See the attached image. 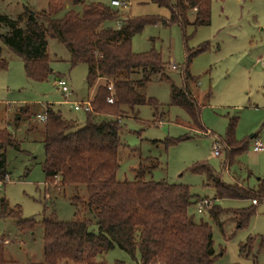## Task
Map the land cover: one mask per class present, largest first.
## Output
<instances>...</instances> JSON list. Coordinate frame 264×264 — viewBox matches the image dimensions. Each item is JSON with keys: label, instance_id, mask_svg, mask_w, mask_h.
Segmentation results:
<instances>
[{"label": "rangeland", "instance_id": "1", "mask_svg": "<svg viewBox=\"0 0 264 264\" xmlns=\"http://www.w3.org/2000/svg\"><path fill=\"white\" fill-rule=\"evenodd\" d=\"M48 1L0 0V15L18 19L27 6L41 12L47 9ZM121 1L127 2L126 7H121L124 16L169 18L170 15L168 9L152 2ZM190 21H194V14L190 15ZM105 26H117V23L107 22ZM202 44H207L208 49L194 56L189 65L193 77L190 85L202 105L203 124L198 127L193 125L185 110L171 105V91L173 85L181 87L184 84L182 71L187 61V48L196 50ZM0 45L2 58L8 62V68L0 71V130L11 133L20 146L19 150L9 148L7 151L10 175L8 181L0 182V209L2 200L6 199L9 207L20 208L23 218H35L37 222L33 231L21 232L14 219L0 217V239L5 246L7 264H37L44 260L45 215L54 213L60 221L90 219L94 221L91 230L99 231L95 213L87 210L84 203L77 207L71 200L80 194L86 201V186L63 187L58 180L46 184L42 167L45 160L44 121L40 117L48 106H52L64 118L84 125L87 114L75 110L71 104L91 101L105 79L99 78L94 87H90L89 66L79 63L71 67L67 47L59 40L49 38L52 73L44 81H34L27 77L22 58L1 40ZM132 48L135 53L159 52L166 67L140 89L141 93L158 100L157 109L149 104L135 108L127 106V112L121 118L123 147L118 179L136 180L142 159H146L144 164L151 167L145 173L147 180L191 186L194 203L189 213L196 222L204 220L211 225L217 255L215 264H253V256L240 251V244L249 236L256 238L252 252L258 263L264 264V245H261L264 200L256 205V214L250 225L243 229H238L237 223L230 220L234 214L226 207L242 208L252 202L232 199L218 202L223 209L219 217L224 223L222 229L209 210L200 208L197 201L210 200L214 204L213 186L208 185L206 175L190 169L195 163L204 161L225 182L241 181L251 188H256L258 179L264 177V150H253L255 138L264 144V0H212L209 25L198 28L189 25L183 29L178 24L170 27L150 24L133 37ZM59 77L69 82L71 94L67 97L57 85ZM141 77V72L133 75L136 79ZM209 92L212 93L211 100L206 99ZM156 112L158 117H155ZM233 119L236 120V139H248L249 148L229 166L224 162L221 140L226 137ZM182 136L187 138L167 145V140ZM214 146L219 147L221 155H214ZM98 262L140 264V259L139 255L136 260L115 247ZM60 264L77 263L62 261Z\"/></svg>", "mask_w": 264, "mask_h": 264}, {"label": "trees", "instance_id": "2", "mask_svg": "<svg viewBox=\"0 0 264 264\" xmlns=\"http://www.w3.org/2000/svg\"><path fill=\"white\" fill-rule=\"evenodd\" d=\"M137 1L152 2L168 9L169 18L124 16L121 7L112 6L111 0L109 3L49 0L47 9L41 12L27 6L18 19L0 15V40L22 58L29 79L44 81L52 73L49 38H55L67 47L71 67L79 63L89 66L90 87H94L99 78L105 79L91 99L92 111L85 112L84 125L64 118L52 106L46 108V120L42 123L45 148L42 167L46 184L58 180L63 187L86 186V201L80 194L71 200L77 207L84 203L87 210L95 213L99 231L91 230L94 221L90 219L60 221L54 213L45 215L44 260L37 264H60L62 261L101 264L99 258L115 247L126 251L133 259L137 260L139 255L140 264H215L217 255L211 225L204 220L196 222L189 213L194 203L190 185L147 180L145 173L151 167L144 164L146 159H142L136 180L121 181L117 177L123 147L121 118L127 112V106L135 108L149 104L157 109L158 100L141 93L140 89L166 67L161 54L155 50L135 53L133 37L150 24L167 27L178 24L183 29L189 25L195 28L207 26L211 23L212 0ZM191 14H194L193 22L190 21ZM107 22H116L117 26H105ZM4 29L6 31L2 32ZM207 49V44L196 50L187 48V61L182 71L184 84L181 87L173 85L171 91V105L185 110L193 125L198 127L203 124L202 105L190 85L193 77L189 65L194 56ZM7 68L8 62L2 58L0 45V71ZM140 72L141 78H133ZM211 98V92L206 94V99ZM109 99L113 101L109 102ZM235 126L233 119L226 137L221 140L224 162L229 166L249 148L248 139H236ZM186 138L169 139L166 143L176 144ZM9 148L19 150L20 146L11 133L0 130L2 183L9 180ZM190 169L206 175L208 185L213 186L215 203L208 210L221 227L219 217L223 209L217 201L227 199L252 202V205L231 211L238 229L250 225L256 205L264 200V177L258 179L256 188H251L241 181L225 182L204 161L195 163ZM0 217L14 219L21 232L33 231L37 223L35 218H23L20 208L9 207L6 199L1 202ZM255 240L249 236L240 244V251L246 256L252 255L253 264H259L252 252ZM262 241L263 246L264 239ZM0 264H7L1 240Z\"/></svg>", "mask_w": 264, "mask_h": 264}, {"label": "built area", "instance_id": "3", "mask_svg": "<svg viewBox=\"0 0 264 264\" xmlns=\"http://www.w3.org/2000/svg\"><path fill=\"white\" fill-rule=\"evenodd\" d=\"M111 4L114 7H119V8L120 7H126V5L121 0H111ZM175 67L176 66L174 65V68ZM57 85L66 96L71 94V89H70L69 82L67 79L58 78L57 79ZM112 101H113L112 99H109V102H112ZM72 106L77 111H83V112H91L92 111L91 101L75 102L72 104ZM40 118H41V120L45 121L46 115L43 114V115H41ZM253 150L256 152H260V151L264 150V144L259 139H255L254 143H253ZM213 153L216 156L221 155V151H220L218 146H214ZM199 203H200L199 204L200 208H206V209H208L212 205V202L210 200H203L202 202H199ZM0 240H2V239H0Z\"/></svg>", "mask_w": 264, "mask_h": 264}, {"label": "crops", "instance_id": "4", "mask_svg": "<svg viewBox=\"0 0 264 264\" xmlns=\"http://www.w3.org/2000/svg\"><path fill=\"white\" fill-rule=\"evenodd\" d=\"M191 15H193V14H191ZM59 78H62V77H59ZM59 89H60V88H59ZM60 90H61V89H60ZM66 97H67V96H66ZM67 101H68V100H67ZM87 101H88V100H87ZM70 104H71V103H70ZM71 106H72V104H71ZM255 139H257V138H255ZM222 201H223V200L217 201V203H218V202H219V203H222ZM226 208H229L230 211H232L233 209H236V208H232V207H226ZM237 208H238V207H237ZM232 218H233V217H230V220H231ZM219 221L222 223V227H221V228L224 229V226H223L224 223H223V221H222V220H219ZM233 222H234V221H233Z\"/></svg>", "mask_w": 264, "mask_h": 264}]
</instances>
